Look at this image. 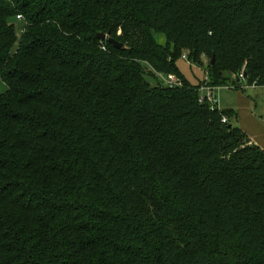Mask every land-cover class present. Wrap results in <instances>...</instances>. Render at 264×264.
<instances>
[{"label": "trees", "instance_id": "trees-1", "mask_svg": "<svg viewBox=\"0 0 264 264\" xmlns=\"http://www.w3.org/2000/svg\"><path fill=\"white\" fill-rule=\"evenodd\" d=\"M0 78V264H264V0H0Z\"/></svg>", "mask_w": 264, "mask_h": 264}, {"label": "rangeland", "instance_id": "rangeland-1", "mask_svg": "<svg viewBox=\"0 0 264 264\" xmlns=\"http://www.w3.org/2000/svg\"><path fill=\"white\" fill-rule=\"evenodd\" d=\"M23 27V24L17 26L18 37H21ZM156 38L159 43L165 44V38L163 36L157 35ZM179 68L182 74L194 84L205 76L206 67H198L194 63L189 64L183 59L179 62ZM233 79L234 77L232 80ZM230 85V89L223 87L216 93L220 110L235 111L239 116V121L238 117L233 120V124L236 128L241 129L244 133L248 134V136L249 134H253L254 137L263 139L264 87H249L246 86V84H243L242 89H236L235 86L232 84ZM6 90L7 86L0 78V93H4Z\"/></svg>", "mask_w": 264, "mask_h": 264}, {"label": "built area", "instance_id": "built-area-1", "mask_svg": "<svg viewBox=\"0 0 264 264\" xmlns=\"http://www.w3.org/2000/svg\"><path fill=\"white\" fill-rule=\"evenodd\" d=\"M18 19H21V16L18 17ZM183 60L187 61V56L185 55L183 57ZM162 82L168 86V87H173L176 86L180 83L178 77L176 75L170 74L168 76H160ZM241 78H243V74L240 75ZM208 77H205V80H207ZM226 89H230V87H225ZM220 88H214L210 87L208 85H203L200 89V97H199V102L200 103H208L210 105L211 110H219V101L217 99L216 93ZM223 123H227V119L223 118L222 119Z\"/></svg>", "mask_w": 264, "mask_h": 264}, {"label": "water", "instance_id": "water-1", "mask_svg": "<svg viewBox=\"0 0 264 264\" xmlns=\"http://www.w3.org/2000/svg\"><path fill=\"white\" fill-rule=\"evenodd\" d=\"M98 38L102 41H108L111 45H113L116 49H121L123 48V45L118 43L115 39L113 38H108V36L104 33H100L98 35ZM215 64V57L212 60V65ZM247 78V74L245 73L243 75V78L239 77V83H242L245 79Z\"/></svg>", "mask_w": 264, "mask_h": 264}, {"label": "crops", "instance_id": "crops-1", "mask_svg": "<svg viewBox=\"0 0 264 264\" xmlns=\"http://www.w3.org/2000/svg\"><path fill=\"white\" fill-rule=\"evenodd\" d=\"M238 121H239V116H238ZM259 126H261V125H259ZM263 130H264V128H263ZM249 136L248 137L250 138L252 143H254L255 145L259 146L260 148H262L264 150V138L263 139L256 138V137L253 136V134H249ZM253 139H255V140H253Z\"/></svg>", "mask_w": 264, "mask_h": 264}]
</instances>
